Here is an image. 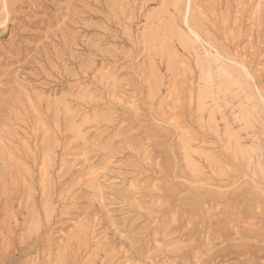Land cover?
<instances>
[{
    "label": "rangeland",
    "instance_id": "1",
    "mask_svg": "<svg viewBox=\"0 0 264 264\" xmlns=\"http://www.w3.org/2000/svg\"><path fill=\"white\" fill-rule=\"evenodd\" d=\"M0 264H264V0H0Z\"/></svg>",
    "mask_w": 264,
    "mask_h": 264
},
{
    "label": "bare ground",
    "instance_id": "2",
    "mask_svg": "<svg viewBox=\"0 0 264 264\" xmlns=\"http://www.w3.org/2000/svg\"><path fill=\"white\" fill-rule=\"evenodd\" d=\"M182 1V0H181ZM187 3H188V1H187ZM187 9V8H186ZM185 15H186V12H185ZM187 16V15H186ZM186 22H187V20H186ZM170 27H171V25H170ZM179 32V31H178ZM198 32V31H197ZM180 33V32H179ZM205 34V33H204ZM202 35V34H201ZM206 35V34H205ZM177 36V35H176ZM181 36H182V34H181ZM187 37V36H186ZM206 37V36H205ZM176 38H178V37H176ZM198 38V37H197ZM207 41V40H206Z\"/></svg>",
    "mask_w": 264,
    "mask_h": 264
}]
</instances>
